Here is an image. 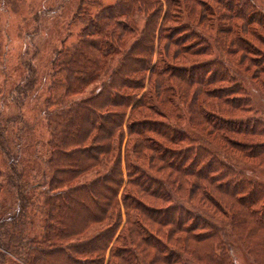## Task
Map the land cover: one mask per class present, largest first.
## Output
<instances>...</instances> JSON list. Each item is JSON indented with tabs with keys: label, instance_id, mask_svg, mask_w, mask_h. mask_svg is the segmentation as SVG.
I'll list each match as a JSON object with an SVG mask.
<instances>
[{
	"label": "trees",
	"instance_id": "1",
	"mask_svg": "<svg viewBox=\"0 0 264 264\" xmlns=\"http://www.w3.org/2000/svg\"><path fill=\"white\" fill-rule=\"evenodd\" d=\"M75 17L40 169L0 121V264H235V242L264 264V183L247 169L264 167V121L227 66L264 90L254 5L82 0Z\"/></svg>",
	"mask_w": 264,
	"mask_h": 264
},
{
	"label": "rangeland",
	"instance_id": "2",
	"mask_svg": "<svg viewBox=\"0 0 264 264\" xmlns=\"http://www.w3.org/2000/svg\"><path fill=\"white\" fill-rule=\"evenodd\" d=\"M81 1L1 0L0 121L3 120L5 124L8 122L7 144L12 151L20 152L22 165L28 175L43 166L42 158L45 157L49 137L43 100L51 82V61L56 52L77 40L82 25L75 16ZM249 2L254 5L256 17L264 21V0ZM96 12L94 9L93 13ZM213 22L218 28L217 15ZM255 27H258L255 33L258 37L250 45L253 52L264 55V30L257 25ZM249 57L261 61L254 53L249 54ZM158 58L156 52L154 60ZM227 66L230 74H235L236 78V72L239 73L237 80L243 85L254 111L264 121V90L251 72L246 73L236 65ZM254 70L255 67L252 68ZM5 164L0 152V165L4 167ZM247 169L253 178L264 183V167L248 166ZM9 197L0 196L6 206L11 201ZM233 245L235 264H263L244 244L235 242Z\"/></svg>",
	"mask_w": 264,
	"mask_h": 264
}]
</instances>
